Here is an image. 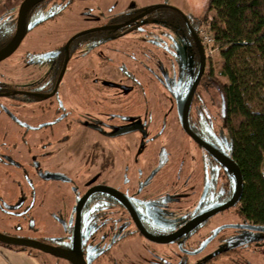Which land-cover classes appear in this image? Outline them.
Wrapping results in <instances>:
<instances>
[{
	"label": "flooded vegetation",
	"instance_id": "af4514ba",
	"mask_svg": "<svg viewBox=\"0 0 264 264\" xmlns=\"http://www.w3.org/2000/svg\"><path fill=\"white\" fill-rule=\"evenodd\" d=\"M4 1L0 0V8L7 12L0 19V49L14 36L17 20V11L10 17L12 7L6 6ZM72 1L75 0L33 3L24 15L22 38L30 29L61 14ZM159 10L176 12V16L158 14L153 19L148 18L147 14ZM148 21L164 23L180 35L186 45V64L180 72L184 77L178 78L172 71L174 81L169 82L164 75L163 82L146 86L145 90L134 74L135 64L130 65L131 70L125 65H102L100 69L103 67L105 76L100 70L96 74L93 72L90 56L95 48L121 39L127 32H139L140 23ZM192 25L185 14L163 2L123 9L111 17L103 15L92 23H85L50 52L30 51L25 53L23 65L9 70L1 68L0 117L6 125L13 123L14 128L9 129L10 126L8 131L0 132V213L25 217L26 224L34 227L35 212L47 205L51 223L55 224L62 211L61 203L58 195L52 194L45 184L51 180L70 183L73 193L68 194L62 211L67 216V222H63L66 233L61 234L59 243L52 238L42 242L71 248L75 243L74 224L78 212L77 232L81 236L82 254L85 259L92 256L90 264L103 256L110 264H116L110 248L119 238L136 234L150 242H175L183 253L182 258L186 259L192 252L196 255L204 251L215 239L228 246L238 239L243 240L237 230L243 227L238 225L249 222L237 216L238 200L186 226L191 218L230 200L236 175L228 151V134L225 137L222 133L223 100L219 99L218 104L212 85L201 83L208 72L204 70L206 56L198 28L194 30ZM189 27L195 32L198 44ZM201 61L202 72L190 100L186 101ZM65 75H69L70 80L62 81ZM159 89L167 99L168 110L174 112L178 134L160 135L164 133L162 126L167 115H162L163 119L158 122L161 115L142 116L136 112L138 105L130 108L131 111L135 109L134 114L123 110L127 108L123 101L129 91L155 94ZM82 90L91 94L81 95ZM105 90L112 99L106 97L103 106L96 105L95 95ZM68 94L73 98L67 100ZM136 98L135 104L141 99L137 94ZM142 101H146L145 109L158 105L163 108L158 102L149 104L148 98ZM180 114L193 135L184 128ZM219 121L221 125L217 124ZM108 139L111 142H107ZM160 181H164L161 192L156 188V182ZM9 183L17 189L13 205L6 203L11 193L2 188ZM82 185L85 186L83 190H76ZM90 189L93 190L77 208L80 198ZM24 201L27 204L20 210L19 203ZM101 227H104L102 235L116 229L115 235L120 234L118 239L99 248H90L88 239ZM179 228L182 229L177 231ZM192 235L200 238L189 244ZM186 244L191 249L186 248ZM218 250L204 254L197 263L208 259L209 264H219L217 261L221 257L237 251L232 246L225 254H214ZM127 264L144 263L137 259Z\"/></svg>",
	"mask_w": 264,
	"mask_h": 264
},
{
	"label": "rangeland",
	"instance_id": "374dc122",
	"mask_svg": "<svg viewBox=\"0 0 264 264\" xmlns=\"http://www.w3.org/2000/svg\"><path fill=\"white\" fill-rule=\"evenodd\" d=\"M19 1L21 0L4 1L6 6L12 7L10 17L16 15ZM161 2L185 14L191 24H195L199 21L197 28L211 33L207 21L210 16L213 15V10L207 12V20H202L207 0H75L58 16L52 19L50 18V20L30 29L22 38L17 49L0 61V69L9 70L12 67L21 65V63L23 65L26 59L25 53L27 52L52 51L61 44L72 31L81 28L85 23L94 22L97 18L103 17V15L105 17H111L113 14L123 9L131 10L148 4H159ZM168 11L169 10H159L147 14V16L152 19L158 14H167L169 17H172V15L173 17L176 16V12L174 14ZM6 14L5 8H0V19L4 18L3 15ZM140 25L142 29L139 32H127L121 39L111 40L101 45L98 49L95 48L90 56L94 65L93 72L96 74V72L100 70V73L105 76V73H103L101 69L109 64L115 67L118 65H125L129 70H131L130 65L132 66L135 64L136 67L133 71L139 85L143 87V89H145L146 86H155L156 83L159 84L163 82L165 80L164 75H167L169 82L174 81L171 74L172 71L174 74H177L178 78H180L181 75V78L184 77L183 73L180 74V72L184 71L182 66L186 64L184 52L186 45L181 41L180 35L164 23L156 24L155 22L148 21L140 23ZM221 61L218 50L214 51L211 56L206 57L204 70H210L212 75L216 76L221 82H225V77L221 76L219 73ZM70 64L71 63H69V65ZM102 65L104 66L100 69ZM69 78V75H65L62 81H68L70 80ZM138 92L139 91L135 92L134 90L129 91L127 98L123 101V106L127 105V108L123 107V110L127 111V114H132L135 109L131 111L130 108L138 105V111L136 112H139L142 116H147L149 113L161 115L158 118V122L163 119V116L165 117V115H167V121L164 123L165 125L162 126L164 133L160 135L178 134L179 128L175 122L176 118L173 114L174 112L173 110H168L167 99L161 95V90L159 89V93L156 92L155 94L154 92H141V94H138ZM213 93V97L217 99V103L219 104V96L214 91ZM80 94L90 95L91 92L82 90ZM136 94L140 95L141 98L140 102L137 104H135V100L137 99ZM205 95L208 99L209 96L207 94ZM66 96L67 100L73 98L70 94ZM106 97L112 99V95L107 90H105V93L101 92L100 94H96L95 99L94 96L93 99L96 105L103 106L106 103ZM147 98L149 104L156 105V102H158L162 104L163 108H160V105H158L156 108H151L152 110L149 106V110L145 109L144 105L146 101H142V99L147 100ZM85 99H87V97ZM141 105H143L142 108L140 107ZM99 111L103 113V110ZM217 124L221 125L220 121ZM157 126L160 128V124L157 123ZM8 127H10L9 129H13V123L6 125L2 117H0V132L3 133L6 130L8 131ZM222 133L227 137V131L224 127H222ZM107 142H111V140L108 139ZM159 144H162L161 140ZM47 183L48 184L45 185L50 188L51 193H56V195H58L61 209L64 211V205L68 201L67 198L69 199L67 196L68 194L70 195V192L73 193V188L70 183H59L52 180ZM163 184L164 181L156 182V188L159 189L160 192L163 189ZM84 187V185L78 186L76 190H83ZM2 188L11 193L12 196L9 195L10 197H6V203L13 205L15 203L13 198L15 197V190H17L16 187L14 184L9 183L3 185ZM26 204V201L19 203L20 210L25 208ZM62 211L60 216L57 217L56 223L53 224L51 223L53 221L49 216L51 214H49L47 205H42V208L38 209V212H35L36 220L33 222L34 227H31L30 224H26L25 217H9V215L7 216L6 214L0 213V231L11 236L26 237L40 241H49L53 239L55 243H59L61 234L65 235L66 233L63 228V222H67V216L62 213ZM216 217L219 216L217 215ZM237 230L239 232L238 236L244 237L243 240L238 239V242L228 246L224 241L220 242L215 239L204 251L196 255L192 254L193 252L190 255H186L187 259L182 258L183 253L175 242H150L138 234L119 238V240L112 245L110 251L115 257L116 264H127L129 261L135 262L137 259L144 264H195L202 259L204 254L213 252L214 249L234 246L237 251L232 252L229 256L221 257L217 261L219 264H264V231L248 228ZM225 231L231 232L232 229H226ZM103 232L104 227H101V230H99L97 234H94L88 239L87 246L90 248H92V246L99 248L110 244L113 239H118L120 235H115V233H117L116 229H112L111 231L108 230V233L105 232L106 235H102ZM198 238H200L198 235H192L188 241L189 244H194ZM186 248L191 249L187 244ZM26 249L36 254L39 260L41 262L43 261L44 264H69L68 261L57 259L38 250L32 248ZM186 251L188 250L186 249ZM92 264H110V262L103 256Z\"/></svg>",
	"mask_w": 264,
	"mask_h": 264
},
{
	"label": "trees",
	"instance_id": "16d2710c",
	"mask_svg": "<svg viewBox=\"0 0 264 264\" xmlns=\"http://www.w3.org/2000/svg\"><path fill=\"white\" fill-rule=\"evenodd\" d=\"M210 10L214 13L207 25L222 60L219 73L226 81L209 70L201 83L212 85L224 102L228 151L242 179L236 214L264 226V0H207L202 20ZM198 23L192 25L194 30ZM229 248L214 254H225ZM207 260L197 264H209Z\"/></svg>",
	"mask_w": 264,
	"mask_h": 264
},
{
	"label": "water",
	"instance_id": "95a60500",
	"mask_svg": "<svg viewBox=\"0 0 264 264\" xmlns=\"http://www.w3.org/2000/svg\"><path fill=\"white\" fill-rule=\"evenodd\" d=\"M36 1H38V0H22L20 2L18 9H17L16 31H15L12 39L2 49H0V60L4 59L8 55H10L14 51V49L17 47V45L19 44V42H20V40L24 34V30H25L24 15H25L26 11L28 10V8L33 3H35ZM189 29H190V27H189ZM190 31H191V34H192L194 41L196 42V44H198L199 42H198V38H197L195 32L192 29H190ZM202 68H203V61L200 62L197 74L195 76V79L193 80V82H192V84H191V86L187 92L186 101L190 100V97L193 93L194 87H195L197 80H198V78L202 72ZM223 106H224V102L222 101V107ZM180 119H181V122H182L184 128L186 129V131L189 132L191 135H193L192 132L190 131V129L188 128L187 122L185 121V118L182 114H180ZM231 162H232V165H233V168L235 170L236 175H235V181H234V189H233V193H232L230 200L227 201L226 203L222 204L221 206L213 209V210L203 212V213L199 214L198 216L191 218L189 221L186 222V226H188L191 222H193V220L199 221L201 219L207 218L213 212L220 210V209H224V208L230 206L231 204L235 203L238 200L239 195H240V191H241V186H242V179H241L239 169H238L237 165L235 164L234 160H231ZM92 190L93 189H90L85 195H83L80 198V200L78 201L77 208L79 207V204L85 199V197ZM78 214L79 213L77 212L75 224H74V237H75L74 241H75V243H73V246L71 248H65V247H60V246L44 243V242L36 240V239L11 236V235L5 234L1 231H0V243L34 248L38 251L47 253V254L52 255L54 257L64 259V260L68 261L70 264H90V259L92 258V256L87 257V259H85L83 254H82L81 236L77 232L78 221H79V215ZM238 226L243 227V228H248V229L263 230L264 231V226H258V225H255L253 223L240 224ZM182 228H179L177 231L181 230Z\"/></svg>",
	"mask_w": 264,
	"mask_h": 264
},
{
	"label": "crops",
	"instance_id": "0c3cea01",
	"mask_svg": "<svg viewBox=\"0 0 264 264\" xmlns=\"http://www.w3.org/2000/svg\"><path fill=\"white\" fill-rule=\"evenodd\" d=\"M26 248L0 244V264H42L39 257Z\"/></svg>",
	"mask_w": 264,
	"mask_h": 264
},
{
	"label": "built area",
	"instance_id": "2783aa9c",
	"mask_svg": "<svg viewBox=\"0 0 264 264\" xmlns=\"http://www.w3.org/2000/svg\"><path fill=\"white\" fill-rule=\"evenodd\" d=\"M198 37L206 57L211 56L214 51L218 50L211 33L198 29Z\"/></svg>",
	"mask_w": 264,
	"mask_h": 264
}]
</instances>
